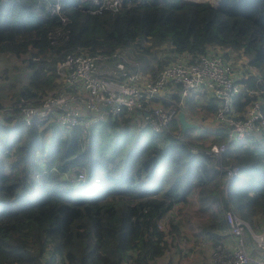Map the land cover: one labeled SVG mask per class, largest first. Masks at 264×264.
<instances>
[{
    "label": "trees",
    "instance_id": "obj_1",
    "mask_svg": "<svg viewBox=\"0 0 264 264\" xmlns=\"http://www.w3.org/2000/svg\"><path fill=\"white\" fill-rule=\"evenodd\" d=\"M105 1L0 0V264H149L170 250L164 264H174L183 230L215 244L227 209L264 229L262 133L214 154L206 150L224 140L223 124L198 141L173 131L178 117L145 131L133 112L95 127L82 148L56 121L48 136L22 121L21 105L58 89L57 64L78 51L155 77L179 55L242 50L235 109L264 108V0ZM78 166L84 179L64 177Z\"/></svg>",
    "mask_w": 264,
    "mask_h": 264
},
{
    "label": "built area",
    "instance_id": "obj_2",
    "mask_svg": "<svg viewBox=\"0 0 264 264\" xmlns=\"http://www.w3.org/2000/svg\"><path fill=\"white\" fill-rule=\"evenodd\" d=\"M120 1H105L104 6L114 9ZM53 8L58 12L59 3L55 2ZM107 58V54L80 51L66 55L56 67L59 88L49 91L36 105H21L22 121L26 125L36 122L45 136L49 135L48 125L56 121L64 132H78L84 148L94 128L115 116L137 112L134 121L147 123L155 131L168 126L179 111L188 121V117L195 120L187 111V101L205 95L214 101V119L225 127L224 140L210 143L206 152L218 154L226 151L232 141L264 135L263 103L251 102L241 113L235 109V96L246 87L238 80L231 60L219 52L192 58L176 56L155 77L139 68L132 69L124 58L114 66ZM74 170L64 177L75 181L85 178L84 168ZM226 170L228 176L236 172V168ZM224 219L226 227L215 244L200 241L209 247L208 264H264V229H254L232 209L224 211ZM171 251H166L160 257L166 259L157 264L166 263Z\"/></svg>",
    "mask_w": 264,
    "mask_h": 264
},
{
    "label": "rangeland",
    "instance_id": "obj_3",
    "mask_svg": "<svg viewBox=\"0 0 264 264\" xmlns=\"http://www.w3.org/2000/svg\"><path fill=\"white\" fill-rule=\"evenodd\" d=\"M214 2V0H212ZM231 58H229L232 62L233 68H234V72L237 75V77H239V74L247 68V66L249 65V63L247 62V64L245 63L248 59L246 58V56L242 53V50H236V51H231V56H229ZM235 57V58H234ZM252 67H250L249 69H251ZM172 87H168V89ZM168 89H165L164 91L167 92ZM205 99H203L204 101ZM189 101V100H188ZM195 101V100H194ZM203 101L200 103L199 99H197V103L195 102H191L192 105L196 104V107L191 109V112L195 115V120L191 119L188 117V119L190 120V122L196 124V126L193 127H189L186 130H182L181 125H177L176 127L173 125V131L175 132H181L182 134L187 135L186 137H189L190 139H195L197 137H201V135L203 134V132L205 130H207V125H206V121H205V111L204 109V105L206 103L203 104V108L201 109V104L203 103ZM199 102V103H198ZM191 108V107H190ZM200 108V109H199ZM198 113H201V115L203 114L204 117L202 119H200L198 117ZM148 125V128L145 129V131H149L152 130L150 125ZM146 126V125H145ZM203 137V136H202ZM219 180V178H218ZM186 229V227L184 228ZM261 230V229H258ZM187 238L184 239L182 241H180V243H178L177 247L173 249L176 250L177 254L179 255L178 257H176L177 262L174 261L176 264H199L200 260L202 261L203 258L206 259V256L208 254V250L205 248V246H203L202 242H196L194 240V238L191 236L193 235L194 232H189L187 230H183L182 232ZM179 249L181 251V253L179 252ZM192 249V250H191ZM184 250H191V253H185ZM166 259V257L159 259V263H162L164 260ZM208 261V259H206ZM151 264V263H150ZM152 264H157V263H152Z\"/></svg>",
    "mask_w": 264,
    "mask_h": 264
},
{
    "label": "crops",
    "instance_id": "obj_4",
    "mask_svg": "<svg viewBox=\"0 0 264 264\" xmlns=\"http://www.w3.org/2000/svg\"><path fill=\"white\" fill-rule=\"evenodd\" d=\"M195 1H209V2H213L212 0H195ZM216 0H214V2H215ZM213 2V3H214ZM205 95H198V96H196V97H191L190 99H189V105H191V106H193V107H196V104H193L192 105V103L191 102H195V103H197V99H199V102L201 103L202 101H203V99H205ZM195 100V101H194ZM198 102V103H199ZM204 103H207V100H204L203 101V103L201 104V109L203 108V104ZM191 106H188V108H187V111L188 112H190V113H192L191 112V109L193 108V107H191ZM191 107V108H190ZM204 109V108H203ZM205 110V109H204ZM206 111V110H205ZM193 114V113H192ZM205 114H206V116H205V121H206V125H207V129H211V131H213L212 130V127H213V125L214 126H216L217 125V123H216V120L214 119V116H213V112L211 111V112H205ZM193 116L195 117V115L193 114ZM217 127V126H216ZM202 136H203V134L201 135V137L199 136V137H197L196 139L199 141L200 139H202ZM199 242V241H198ZM203 246H205V245H203ZM205 248L208 250V254H207V256H206V259H208V261L205 259V258H203L202 259V261L200 260V263L199 264H208L209 263V247L206 245L205 246ZM192 250V249H191ZM191 250H188V253H191ZM185 252V251H184ZM186 253V252H185ZM187 253V254H188ZM179 255L176 253L175 254V256L173 257V259H174V261H176V263H178L177 262V259H176V257H178ZM156 263H158V261L156 262Z\"/></svg>",
    "mask_w": 264,
    "mask_h": 264
},
{
    "label": "water",
    "instance_id": "obj_5",
    "mask_svg": "<svg viewBox=\"0 0 264 264\" xmlns=\"http://www.w3.org/2000/svg\"><path fill=\"white\" fill-rule=\"evenodd\" d=\"M177 117H178V120L180 122L182 130H186L189 127L196 126V124H194V123H192V122H190V121H188L186 119L185 114H184L183 111H179L178 114H177Z\"/></svg>",
    "mask_w": 264,
    "mask_h": 264
}]
</instances>
